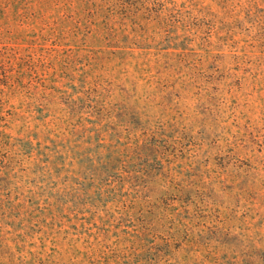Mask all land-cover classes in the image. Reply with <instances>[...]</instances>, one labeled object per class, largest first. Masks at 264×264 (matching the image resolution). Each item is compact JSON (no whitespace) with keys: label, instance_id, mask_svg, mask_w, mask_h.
Returning a JSON list of instances; mask_svg holds the SVG:
<instances>
[{"label":"rangeland","instance_id":"rangeland-1","mask_svg":"<svg viewBox=\"0 0 264 264\" xmlns=\"http://www.w3.org/2000/svg\"><path fill=\"white\" fill-rule=\"evenodd\" d=\"M0 264H264V0H0Z\"/></svg>","mask_w":264,"mask_h":264}]
</instances>
